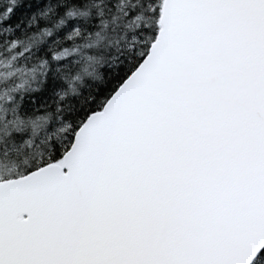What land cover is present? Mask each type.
Returning <instances> with one entry per match:
<instances>
[{
  "label": "snow or ice",
  "instance_id": "6c2138e0",
  "mask_svg": "<svg viewBox=\"0 0 264 264\" xmlns=\"http://www.w3.org/2000/svg\"><path fill=\"white\" fill-rule=\"evenodd\" d=\"M0 264H264V0H0Z\"/></svg>",
  "mask_w": 264,
  "mask_h": 264
}]
</instances>
